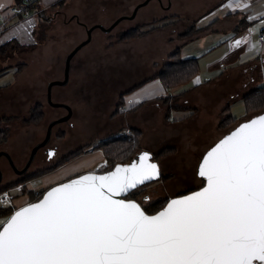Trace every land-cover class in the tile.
I'll use <instances>...</instances> for the list:
<instances>
[{"label": "snow or ice", "instance_id": "snow-or-ice-1", "mask_svg": "<svg viewBox=\"0 0 264 264\" xmlns=\"http://www.w3.org/2000/svg\"><path fill=\"white\" fill-rule=\"evenodd\" d=\"M149 159L62 183L0 221V264H264V114L206 153V186L155 215L116 198L158 178Z\"/></svg>", "mask_w": 264, "mask_h": 264}, {"label": "rangeland", "instance_id": "rangeland-1", "mask_svg": "<svg viewBox=\"0 0 264 264\" xmlns=\"http://www.w3.org/2000/svg\"><path fill=\"white\" fill-rule=\"evenodd\" d=\"M145 1L146 0H75L73 1L72 5H69L72 6V11L61 10L57 12V14L55 13L54 17L52 16V14H54V10L40 23L38 27L39 40L35 47L32 49H22L16 47L15 49L8 48L2 50V53L7 52L8 55L11 56L8 58L7 63H9L13 69H11L12 71L10 70L3 74L4 77H0V82H8L7 84L14 82L16 80V76L20 73H23L25 79L24 82L16 83L9 86L8 88L10 89L9 97L14 96L15 94L18 95L20 102L22 101V105L17 106V103L12 101H16V99H12L6 103L13 106V110L16 109V111H13L11 114L7 113L5 115L12 117L16 116L17 118H14L11 124L7 123L8 136L6 140L0 144V148L7 146L10 148V152L5 149H0V153L5 151L11 156L13 154L14 156H21L23 158L29 157V159L31 158L33 149L39 143V141L44 138L50 121H52L54 118L57 119V116L60 114L67 113L65 108L54 107L47 101L46 91L48 81L54 78H66L65 59L68 53L74 47L88 38L86 27L90 28L95 24H102L109 28L115 23V21L121 19L110 31H104L103 28L98 26L93 28L91 41L86 45L84 44V47H81V50L74 55V61H71L70 63L68 81L63 84L64 87H54L53 99H55L57 95H59V97L63 94L70 96L71 89L72 94H76V89L74 86L79 85L77 86L76 96L72 97L73 101L70 100V104L74 110L73 115L70 116L66 121H63L62 124L57 123L53 127L52 131V140H55L56 136L58 139H64V143L61 148V154L70 150L69 153L61 157V159L71 152L77 150L79 147H82L81 145L86 146L93 138H105L110 133L115 134L123 130V128H131L135 132L134 138L137 137L138 139L139 148L148 149L153 153H158L164 147L172 149L169 154L160 157L162 173L171 175V178L168 181H158L146 188L151 194H148L149 201L156 200L160 197L169 198L173 195L194 189L197 187V185L203 183V181L199 183L197 177L198 169L196 170L195 167L197 162L200 161L199 159H202L205 153L211 148L209 147L210 143L211 145L215 143V141H217L233 126H235L240 121V119L250 117V115L253 113L237 116L231 109L232 114L238 118L237 121L228 127L221 128L220 123L222 121H229V117H225L227 113H225V111L224 113L221 111L220 120L217 123L215 133H213L212 129L210 128L208 131H205L198 137H182L176 135V133H171L167 136V139H165V137L161 138L159 134L162 131L161 124H164V120L167 123H172V121H174L173 118H167L168 108L166 115L162 117L161 114L157 112L151 116L150 119H148V122H145L143 128L137 127V129H134L131 123L125 119L123 107L121 108L123 115H120L119 117H113L112 113L115 111L116 104L119 100L118 93L120 90L127 88V86L129 88L138 82L144 81L146 79L145 76H147L148 72L150 71L149 67H147L149 63L148 59L144 60L143 58H139L136 60V67L134 68L135 71H137L136 73L129 74L126 72V69L121 75L118 73H113V66L115 62H118L120 67H127V64L123 62L125 60L122 61L120 58L118 59L114 57V55H117L119 51L117 43L122 42L120 41V36L138 25L150 24L153 20L162 18V15H168L173 11L177 10L178 12L183 11L181 13H185L186 10L181 5H184L185 8L187 7L186 5H189L190 7L199 5L198 7L204 6V8H208L209 6L213 5L216 0H150V4L143 8L144 11H146V15L143 16V10L142 8H139L135 16L136 19H132L131 15L134 13L135 7ZM146 4L147 3L143 5ZM161 4L163 8L161 7L160 9ZM150 7H152L155 11L149 13L148 9ZM198 7L197 9H203ZM169 8H171L170 11H168ZM200 12L201 10L197 11V14ZM72 14L74 15V18L70 24L69 18ZM180 15L173 16V20L180 19ZM75 17H78L80 21H83L85 26L79 23V21L77 22ZM161 26L163 25L161 24L160 27ZM148 27L149 26L143 27V30L151 29V26L149 28ZM162 28H167V26ZM187 28H185V30ZM113 46L114 50L111 51ZM25 50L39 52L41 53V57H35L34 55L27 54L25 52L22 53V51ZM163 52L164 47L160 45L159 41H157L155 46H153L152 57L154 58L159 56ZM107 54L109 55L107 56ZM64 65L65 71L63 70ZM102 65H104V67ZM132 65L133 63L130 62L127 67L129 71H132ZM158 65L159 64L157 62V66ZM98 66L104 71H98ZM161 67H159V70H161ZM261 74L262 78L255 82L253 87L264 85V71ZM130 75H132V77L128 80V83H126L127 85L124 84V86L122 83L120 84V79L122 76L130 77ZM101 77L103 78V82H101ZM92 80L95 81L96 91H93L92 89ZM235 84L238 86H243L240 83L233 82V85ZM14 88H18L19 90L15 91ZM63 88L67 89L66 93L63 91ZM101 89L103 92L100 95L99 91H101ZM96 93L98 95H96ZM26 96H32V101L39 98V101H35L34 103L32 102L33 106L30 108L31 102L28 101L27 104L25 103V101L28 100L25 99ZM37 103H41V109L43 111L42 118L38 123L26 120V118L30 116L33 107ZM22 106L24 108H20ZM124 107H126V105H124ZM17 111H20V113ZM234 111L237 112V108H235ZM9 125L10 128H8ZM62 129H64L66 133L62 131ZM63 135H65L66 138ZM46 138L47 135L43 140H46ZM50 140L46 145L44 144L45 146H41L39 148L36 154L35 162H33L32 165L33 167L29 169L30 173L24 176L16 173L12 169L9 157L7 155L3 153L0 154V156L5 155L10 163L9 164L6 162L3 164L4 168H7L6 170L4 169V174L8 175L7 173H9L12 180L14 178L16 180L18 179L17 182L21 184L20 185L17 182H14L13 184L7 183L5 186L3 185L0 188V194L5 190H11L14 193L16 205L14 208L10 209L15 210L17 208L16 195L17 200L19 197L26 198L25 204L31 201V195L29 194L28 190L27 196L21 195V193H19L20 188H16L15 185L19 184V187L23 184V186H25L26 181L28 182V180L30 181L38 177H43L58 168H55V165L61 159L56 163L35 170L37 165L45 161L44 156H42V150H44V154L47 156L55 154L46 148V146H51ZM93 146L95 145H91L89 147ZM75 159L77 160L78 158L76 157ZM75 159H72L71 161ZM3 160L6 161L5 158H3ZM2 163L0 162V165ZM106 167L107 166L104 165L97 170H103ZM41 171L44 172L37 174ZM2 183H0V185ZM49 187L50 186H45L43 187V190H46ZM181 188H186V190L179 192ZM152 189H158V191H153ZM35 192L39 193L40 190H36ZM0 209L2 208L0 207ZM7 218L8 217L5 215H0V221L6 220Z\"/></svg>", "mask_w": 264, "mask_h": 264}, {"label": "crops", "instance_id": "crops-1", "mask_svg": "<svg viewBox=\"0 0 264 264\" xmlns=\"http://www.w3.org/2000/svg\"><path fill=\"white\" fill-rule=\"evenodd\" d=\"M73 1L75 0H39L38 4L42 8V10H45V12L47 13H51L55 10V16V13L57 14V12L61 10L72 11V6L69 5H72ZM229 2L230 0H216L215 3L208 8H204V6L198 7L199 5L193 7L186 5L187 7L185 8L184 5H181L186 10L185 13H181L183 11L178 12L176 10L169 13L168 15L161 16L164 18L173 17L176 15L179 16L181 14L180 19H168V21L174 22L169 27H161L140 36L136 40L129 41L128 43H117L119 51L117 55H114V57L118 59L120 58V60L122 61L125 60L123 62L127 64V67L130 62H132L133 65L132 71H129L126 66V68H124V66L120 67L118 62H115L113 66V73H118L119 75H121L123 72H125V69L129 74L136 73L137 71H135L134 68L136 67L137 59L143 58L144 60L148 59L149 61L147 67H149L150 71L148 72V75L145 76V83L137 87L135 90L124 95L126 105V107L123 106L124 117L131 123L134 129H137V127L143 128L145 122H148V119H150V117L157 112L161 114L162 117L166 115L169 105L175 106L170 110V116L175 122L172 121V123H167L163 119L164 124H161L162 131L159 135L161 138L165 137V139H167V136L171 133H176V135L182 137H198L200 134L208 131L210 128L212 129L213 133H215L217 123L220 120V112L225 106H230L237 116L246 114L243 101L244 95L252 91L254 88L260 86L264 87V85L253 87L254 83L262 78L261 73H263L264 71V39L262 40L260 38V35L264 32V27H262L264 26V0H238V2L241 4L249 5V7L246 9L237 8L235 6L237 0H232L233 6L232 8H228L226 7V5ZM0 3L5 4V7L0 8V15H7L10 13L11 7L15 4H18L19 0H0ZM149 4L150 0L146 5L139 7L143 10V16L146 15V11H144L143 8L145 6H148ZM161 7L162 4L160 6V9ZM197 7L203 9H197ZM139 8L137 9V11L139 10ZM170 9L171 8H169L168 11H170ZM200 10L201 12L197 14V11ZM148 11L149 13H151L155 10L150 7ZM135 16L132 17V19H134ZM73 18L74 15L72 14L69 18L70 24L72 23ZM75 18L77 19V22L79 21V23L84 25L83 21H80L78 17ZM39 25L40 24L38 22V17L35 14H31L30 16L26 17L17 16L0 34V68H4V71L0 73V77H4V73H7L11 69H13L12 66L7 63L8 58H10L11 56L6 52L2 53V50H5L8 44L13 45L12 49H15L16 47L22 49H32L33 47H35L36 44H38L37 42L39 40ZM189 26H194V33L189 38H180L178 34L184 31L185 28ZM244 37L247 38V43H241L239 47H233L237 39H243ZM157 41H159L160 45L164 47V52L159 56L153 58V46H155ZM252 45H256V47L253 48ZM178 46L182 47L183 58H199L200 71L188 84L176 87H166L163 84L162 80L155 75L160 71L159 67L167 62L169 55L173 53V51ZM113 50L114 46L112 47L111 51ZM23 52L32 54L35 57H41V53L33 50H25L22 51V53ZM109 54H107V56ZM71 61L73 62L74 58H72ZM157 62L159 64L158 66ZM65 65L63 68L64 71ZM102 66L104 67V65ZM100 70L102 72L104 71L98 66V71ZM127 76H122V78L120 79V84L122 83L123 85H127L126 83H128V80L132 77V75H130V77ZM197 78H199L200 80L199 83L195 82ZM24 79L25 77L23 76V73H20L16 76V80L14 82H10L9 84H7L8 82H0V116L7 113L11 114L13 111H16V109L13 110V106L6 104L10 100L16 99V101H12L14 103H17V106L22 105V101L20 102L18 95L15 94L14 96L9 97L10 89L8 88L9 86L16 83L24 82ZM62 79L63 77L54 78L49 80L47 83V101L50 103V105L57 108L65 107L64 105L55 106L49 101L48 86L51 81ZM101 82H103L102 77ZM233 82L240 83L243 86H238L237 84L233 85ZM56 86H63V84L55 83L52 86V101L61 104H67L71 107L72 105H70V100L73 101L72 97L76 96L77 86L79 85L74 86L76 89V94H72L71 89L70 96L63 94L61 95L62 97H59V95H57L55 99H53L54 87ZM91 86H93V91H96L94 80L91 81ZM125 89L120 90V92L118 93L119 96ZM14 90L18 91L19 89L14 88ZM63 91H65L66 93L67 89L63 88ZM102 92L103 91L101 89V91H99V94L101 95ZM96 95L98 94L96 93ZM25 99H28L27 101H25L26 104L28 101L31 102L30 108L33 106V103L35 101H39V98L32 101V96H26ZM20 108L24 107L22 106ZM235 108H237V112L234 111ZM17 112L20 113V111ZM245 118L240 119V121L244 120ZM54 120H56V118H54L52 121ZM66 120H60L57 123L62 124V122ZM52 121H50V123ZM50 123L48 124L46 134L43 139H45L47 135ZM57 123L52 126L50 135L51 140L49 139L51 146H46V148H48L47 150L52 151L55 154L47 156L46 154H44V150H42V156H44L45 161L37 165L35 170L56 163L61 159V157H63L70 151L69 150L61 154V148L64 143V139H58L57 136L55 137V140H52L51 138L53 127ZM62 131H64V129H62ZM63 136L66 138L65 135ZM91 140H94V138ZM215 143H213L212 145L210 143L209 147H212ZM0 149H5L10 152V148H8L7 146ZM83 152L84 153H81L77 157V160L75 159L73 161L62 164L56 170H53L43 177H38L30 181L28 180V182L26 181L25 186H23L22 184V186L18 187V185L20 184L19 183L18 185H15L16 188H20L19 193H21V195L27 196V190L41 191L45 186H51L56 183L62 182L82 172L88 170H97L104 166L107 162L102 150L99 147H89L86 148V150ZM11 157L14 159L15 164L17 168H19V170H23L29 161V157L23 158L21 156H14L13 154ZM3 158H5L6 161L3 160ZM35 159L36 155L31 161L29 168L25 172L16 173L22 176L30 173L29 169L33 167L32 165L33 162H35ZM199 160L200 161L197 162L195 167L196 170L198 169V166L201 162V158ZM0 162L2 163L1 165L3 172L2 180L0 183L4 181L0 185L1 188L7 183L13 184V180H15V178L12 180L9 173H7L8 175L4 174L5 168L3 164H5L6 162L9 163V160L5 155L0 156ZM197 177L200 183L202 181V178L198 175ZM183 190H186V188H181L179 192H182ZM16 203L18 208L26 203V198L19 197V199L17 200L16 195Z\"/></svg>", "mask_w": 264, "mask_h": 264}, {"label": "trees", "instance_id": "trees-1", "mask_svg": "<svg viewBox=\"0 0 264 264\" xmlns=\"http://www.w3.org/2000/svg\"><path fill=\"white\" fill-rule=\"evenodd\" d=\"M21 2L22 0H19V3ZM38 2L39 1L35 3L33 8L36 12L35 15H37L38 22L40 24L45 18H47L50 15V13H47L45 12V10H42ZM52 16H54V14H52ZM168 19H173V17H164V18L162 17V18L153 20L150 24L138 25L135 28L123 33L120 36V41L129 42V41L137 39L141 35L146 34V32L153 31V30L159 29L164 26L168 27L174 23L172 21H168ZM161 24L163 26L160 27ZM146 26H149V27L151 26V29L143 30V27H146ZM194 30H195L194 26H189L186 30L180 32L178 36L182 39L189 38L194 33ZM8 48H13V45L8 44L5 49H8ZM3 71H4V68H0V73ZM199 71H200L199 58L198 57L183 58L182 47L178 46L173 51V53L169 55L167 62L164 65H162L161 70L155 76L159 77L166 87H176V86H181V85L190 83V81L193 79V77H195L199 73ZM145 81L135 84L121 92L119 96V100L115 107V111L112 113L113 117L119 116L122 113L121 108L125 105L124 95L135 90L137 87L145 83ZM243 101H244V107H245L246 114L253 113L252 115H254L256 113L264 111V87L260 86V87L254 88L252 91L244 95ZM172 107H175V106L174 105L168 106L167 118H171L170 110ZM224 111L225 113L228 114V116L226 114L225 117H229V121L227 120L222 121L220 123L221 128H225V127L230 126L231 124H234L238 119L232 114L230 106L225 107L222 110V112L224 113ZM42 112L43 111L41 109V103H37L33 107L30 116L26 118V120L38 123L40 119L42 118ZM14 118H17V117L16 116L12 117V116H7V115L0 117V144L4 142L8 136L7 123L11 124ZM8 128H10V125L8 126ZM94 143H96L95 145L96 147H99L100 149L103 150L105 159L108 163L107 167L103 170L113 167L117 162L130 161L135 156V154H137V152L141 149L139 148L137 137L133 139H129L128 137L116 136V133L115 134L111 133L105 138H101L99 140L98 139L91 140L86 146L79 147L77 150L71 152L70 154L62 158L55 165V168L59 167L62 164L70 162L72 159H75L87 147L93 145ZM171 151L172 149L164 147L158 153H154L155 159L160 160V157H162L163 155L169 154ZM42 172L44 171L38 172L37 174H40ZM170 176L171 175L167 173H162L160 178L149 181L145 183L144 185L138 187L137 189L133 190L127 197L139 200L149 213H154L160 208H162L167 203L169 198L160 197L156 200L149 201L148 194L149 195L151 194L149 193V190H147L146 188L158 181H163V180L168 181L171 178ZM152 190L158 191V189H152ZM28 192L31 195V201H36L42 197L45 190H42L39 193H36L35 191H32V190H28ZM145 197H147V199H145ZM13 211L14 209L2 208L0 209V215H5L8 217Z\"/></svg>", "mask_w": 264, "mask_h": 264}, {"label": "water", "instance_id": "water-1", "mask_svg": "<svg viewBox=\"0 0 264 264\" xmlns=\"http://www.w3.org/2000/svg\"><path fill=\"white\" fill-rule=\"evenodd\" d=\"M148 1H149V0H146L145 2H143V3L139 4L138 6H136V7H135V11H134V13L131 15V18L135 16L137 9H138L141 5L147 3ZM124 17H127V16H124ZM120 20H121V19H118L117 21H115V23H114L111 27H109V28L105 27V26L102 25V24H95V25H93L92 27L87 28L88 38H87L86 40L82 41L81 43H79L76 47H74V48L69 52V54H68V56H67V58H66V78L63 79V80L52 81V82L49 83V86H48V89H49V91H48V99H49V101H50L53 105H55V106H57V105H58V106H59V105H64V106H66L69 110L71 109V107H70L69 105H67V104H61V103H57V102L52 101V86H53L55 83H61V84H64V83H66V82L68 81V71H69V68H70L71 60H72L73 56H74V55H75V54L81 49V47L84 46V44L86 45L87 43H89V42L91 41V39H92V30H93V28H94L95 26L101 27V28H103L105 31H110L113 27H115L114 25H116ZM260 114H264V111H261V112H259V113H256V114H254V115L248 117L247 119H244V120H242V121H239V122H238L235 126H233L228 132H226L225 135H223L222 137H220L212 147H214V146H215V145H216L221 139H223L226 135L230 134L231 131L235 130L239 125H241V124L244 123V122L249 121L250 119H252V118H254V117H256V116H258V115H260ZM69 116H70V114H69L68 116L58 118V119H56V120H54V121H52V122L50 123L49 128H48V131H47V138H46V140H43V141L39 142V143L35 146V148L33 149V154H32V156H31V158L29 159V161H28L26 167H25L23 170H19L18 168H16V167L14 166V161H13V159H12V157H11V155H10L9 153H7V152L4 151V152H1L0 154L3 153V154H5V155H7V156L9 157V160H10L11 165L13 166V168H14L17 172H25V171L29 168L30 163H31V161H32L33 158H34V155H35V152L37 151V149H39L41 146H43L44 144H46V143L49 141V139H50V135H51L52 126H53L55 123H57L58 121H60V120H66V119H68ZM212 147H211V148H212ZM211 148H210V149H211ZM210 149H209V150H210ZM209 150H208V151H209ZM208 151H207V152H208ZM207 152H206V153H207ZM144 153H148V154H149L150 159H149L148 163H155V164L158 166V170H159V176H158V178H160L161 175H162L161 166H160V161H159L158 159H155V154H154L153 152H151L150 150H148V149H140V150L137 152V154H135V156H134L130 161H127V162H117L113 167H111V168H109V169H106V170H88V171L82 172V173H80V174H78V175H75V176H73V177H71V178H69V179H66V180H64V181H62V182H59V183H56V184L50 186L49 188H47V189L45 190V192L43 193V195H42L41 198H39V199L36 200V201H30V202H28L27 204H24V205H22V206L16 208V209H15V210H14V211L8 216V218H10V216H11L12 214H14L15 211H18L21 207H25V206H27L28 204H31V203H37V202H39L41 199H43V196L46 195L47 192L50 191L53 187H58V186H59L60 184H62V183H68V182H70V181L73 180V179H79L80 176H82V175H88V174H90V173H93V174H95V175H105V174H107V173L110 172V171H114V170H115V167H116L117 165H121V166H130V165H132V164H139V163H140L139 157H141ZM206 153H205V155H206ZM205 155H204V156H205ZM204 156H203V157H204ZM203 157H202V159H203ZM202 159H201V161H202ZM200 163H201V162H200ZM2 175H3V172H2V170L0 169V182H1V180H2ZM158 178H156V179H158ZM156 179H153V180H156ZM203 179H204V178H203ZM150 181H152V180H150ZM147 182H149V181H146L145 183H147ZM145 183H144V184H145ZM144 184H143V185H144ZM140 186H142V185H140ZM140 186H139V187H140ZM204 186H206V181H205V180H204L203 184H202L201 186H199V187H196V188H194V189H191V190H189V191H187V192H185V193H180V194H176V195H173V196L169 197L167 203H166L162 208H160L159 210H157V211L154 212V213H149V212L145 209V207L143 206V204H142L139 200L134 199V198L127 197V196H128L133 190H132L129 194H127L126 197H125V196H118V197H116V198H117V199H126V198H127V199H133V200H135L137 203H141V207H142L143 210L146 212V214H148V215H155V214L159 213L160 211H163V210L166 208L167 204H168L172 199H178V198H181V197H183V196L191 195V194H193L194 192L200 191V190L202 189V187H204ZM134 190H135V189H134ZM8 218H7V219H8ZM7 219H6V220H7ZM2 227H3V225L0 226V230H2Z\"/></svg>", "mask_w": 264, "mask_h": 264}, {"label": "built area", "instance_id": "built-area-1", "mask_svg": "<svg viewBox=\"0 0 264 264\" xmlns=\"http://www.w3.org/2000/svg\"><path fill=\"white\" fill-rule=\"evenodd\" d=\"M39 0H22L21 3L15 4L11 7L10 13L7 15H0V34L8 27L10 22L17 16H30L36 14L33 6ZM264 39V32L260 35ZM135 132L131 128L121 130L116 136H124L133 139ZM92 148V147H91ZM106 166L108 163L106 162ZM14 193L11 190L2 191L0 194V207L1 208H14L15 207Z\"/></svg>", "mask_w": 264, "mask_h": 264}, {"label": "flooded vegetation", "instance_id": "flooded-vegetation-1", "mask_svg": "<svg viewBox=\"0 0 264 264\" xmlns=\"http://www.w3.org/2000/svg\"><path fill=\"white\" fill-rule=\"evenodd\" d=\"M65 103V102H64ZM67 103V102H66ZM69 104V103H68ZM71 105V104H70ZM65 107V109H66V111H67V113H65V114H62V115H59L58 116V118H61V117H65V116H68L69 114H70V116H72L73 115V107L71 106V109L69 110L66 106H64ZM124 113V112H123ZM123 113L122 114H120V115H123ZM119 115V116H120ZM69 116V117H70ZM119 116H115V117H119ZM123 129H125V128H123ZM111 134V133H110ZM117 134V133H116ZM99 139H101V138H98V140ZM46 145V144H45ZM45 145H43V146H45ZM93 145H96V143H94ZM48 149V148H47ZM39 149H37V151H38ZM37 151L35 152V155L37 154ZM34 155V156H35ZM13 159V158H12ZM13 161H14V159H13ZM14 166L17 168V166H16V164H15V161H14ZM12 168H13V166H12ZM0 169L2 170V167H1V165H0ZM19 169V168H18ZM13 170L15 171V172H17L14 168H13ZM3 176V175H2ZM18 180H14V182H17ZM202 181L204 182V179L202 178ZM13 182V183H14ZM203 184V183H202ZM202 184H200L199 186H201ZM199 186H197V187H199Z\"/></svg>", "mask_w": 264, "mask_h": 264}]
</instances>
